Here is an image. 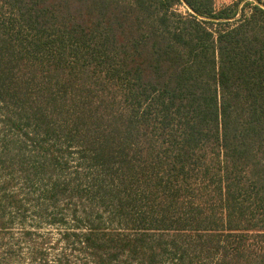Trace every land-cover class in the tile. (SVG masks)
Listing matches in <instances>:
<instances>
[{
	"label": "trees",
	"instance_id": "1",
	"mask_svg": "<svg viewBox=\"0 0 264 264\" xmlns=\"http://www.w3.org/2000/svg\"><path fill=\"white\" fill-rule=\"evenodd\" d=\"M184 1L0 0L1 237L38 197L82 264H264V7Z\"/></svg>",
	"mask_w": 264,
	"mask_h": 264
},
{
	"label": "rangeland",
	"instance_id": "2",
	"mask_svg": "<svg viewBox=\"0 0 264 264\" xmlns=\"http://www.w3.org/2000/svg\"><path fill=\"white\" fill-rule=\"evenodd\" d=\"M236 1H240L239 8L241 9L247 1L264 4V0H216L218 5ZM178 8L181 11H186L183 5H179ZM33 202L37 207L42 206L43 211L41 213L31 212L22 223L16 220L12 231L4 237L0 236V264H55L58 257L63 254L71 260V263L78 261L82 264L84 262L82 255L78 254L72 245L68 246L61 239L65 227H74V218L71 215L72 207H68L60 201L56 205L50 206L49 202L42 201V198L38 197H35ZM59 218L63 219L59 220ZM24 227L32 230V233L26 236L23 231ZM34 246L47 252L42 260L34 259Z\"/></svg>",
	"mask_w": 264,
	"mask_h": 264
},
{
	"label": "water",
	"instance_id": "3",
	"mask_svg": "<svg viewBox=\"0 0 264 264\" xmlns=\"http://www.w3.org/2000/svg\"><path fill=\"white\" fill-rule=\"evenodd\" d=\"M183 2L188 6V8L191 10V11H193V12H195L187 3H186V1H184L183 0ZM258 4H260L262 7H264V4H262V3H260V2H257ZM241 11V10H240ZM240 11H239V13L237 14V16L236 17H239L240 16ZM235 17V18H236ZM234 19V18H233Z\"/></svg>",
	"mask_w": 264,
	"mask_h": 264
}]
</instances>
